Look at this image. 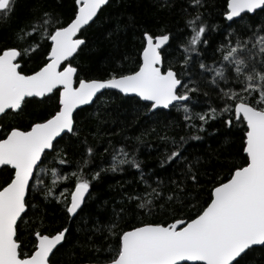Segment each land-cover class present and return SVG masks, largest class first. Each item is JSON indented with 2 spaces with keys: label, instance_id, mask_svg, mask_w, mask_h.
Wrapping results in <instances>:
<instances>
[{
  "label": "snow or ice",
  "instance_id": "obj_1",
  "mask_svg": "<svg viewBox=\"0 0 264 264\" xmlns=\"http://www.w3.org/2000/svg\"><path fill=\"white\" fill-rule=\"evenodd\" d=\"M191 2L201 7L204 0ZM16 3L17 0H0V19L10 18ZM109 4L110 0H75L73 18L66 23L44 11L16 35L18 44H23L26 37L36 36L38 40L27 47L0 48V120L12 116L15 121L14 126L7 127L0 123V264H57L63 255L70 228L53 229L44 220L43 210L37 215V194L45 201L62 205L71 221L83 215L87 200L92 198L93 183L100 181L101 173L123 171L121 166L126 164L141 168L123 148L119 155H113L109 168L99 171L85 173L90 162L86 159L78 164V172L62 177L64 181L74 178V189L65 188L57 195V182L47 185L41 174L49 171L44 166L49 156L55 154L60 164L68 163L64 157L71 147L69 141L80 134L78 109L82 112L83 106L103 102L106 90H117L145 114L155 116L164 109L182 107L184 119L193 118L188 103L200 87L188 69L193 63L192 54L200 57V48L209 45L210 34L201 14L187 22L192 35L181 45L184 59L179 71L169 59L172 34L163 29L160 34L145 30L140 62L134 70L110 73L104 79L91 78L79 65L74 66V61L83 51L82 46L87 47L82 30L98 23L99 14ZM257 10L264 14V0H227L222 15L237 27L228 33L227 43L215 50L220 53L219 60L214 52L212 65L199 62L201 75L211 73L207 82L222 101V106H209L207 111L196 114L203 122L199 131L205 130L204 124L218 119L229 128L240 126L245 133L244 155L239 158L242 162L226 165L227 178L215 173L208 199L197 206L192 201H198V196L186 192L184 183L201 184L200 161H189L184 155L185 137H164L171 139L173 148L165 153L161 167L183 161L185 168L184 180L171 181L175 192L166 197L165 203H180L177 211L181 213L185 208L197 211L170 223L140 219L123 222V215L116 214L103 226L113 243L107 246L109 258L102 264H251L257 246L264 249V24L253 27L245 23V18L250 20V14ZM42 42H47L46 50L41 48ZM32 53L42 55L44 60L37 69L26 72V58H32ZM52 100L56 101L55 109L43 111L39 119L28 116L30 105H47ZM87 152L91 157L93 149L89 147ZM51 171L59 175L55 169ZM144 183L147 185L146 180ZM162 184L158 181L147 194L151 198L136 195L128 199L140 201L137 207L151 214L154 201L161 197Z\"/></svg>",
  "mask_w": 264,
  "mask_h": 264
},
{
  "label": "trees",
  "instance_id": "obj_2",
  "mask_svg": "<svg viewBox=\"0 0 264 264\" xmlns=\"http://www.w3.org/2000/svg\"><path fill=\"white\" fill-rule=\"evenodd\" d=\"M226 4L227 0H204L201 7H197L191 0H110V4L99 14L98 23L82 31L87 47L82 46L83 51L77 54L74 66L79 65L91 78L104 79L110 73L124 74L137 67L143 48L142 33L145 30L160 34L163 29L172 34L171 47L168 48L169 59L174 63L175 70L179 71L184 59L181 45L192 35L188 20L200 13L210 28L209 45L200 48V57L192 54L193 63L188 69L191 79L197 81L200 87V92L193 93V99L188 103L192 120L184 119L182 107L179 110L175 107L164 109L155 116L145 114L144 110H137L138 106L116 91H106L103 102H94L84 107L82 112L78 110L80 134L79 138L73 137L69 141L71 147L67 149V157H64L68 163L60 164V158H54V154L49 156L44 165L49 170L45 172L44 181L47 185L57 182V195L65 188L74 189V178L64 181L62 177L78 172V164L86 159L90 162L84 169L85 173L99 171L100 168H109L113 163V155H119L123 148L128 153V158L134 156L141 168L136 169L126 164L121 166L123 171L101 173L100 181L93 183L92 198L87 200L83 215L71 221L66 218L62 205L55 201H45L42 195L37 194L34 201L38 205L37 215L43 210L44 220L53 229L60 226L70 228L69 243L63 250V255L58 257L57 264L102 263L107 260L109 253L106 248L113 241L107 238L103 226L114 219L116 214L123 215V222L140 219L144 222L170 223L181 215L186 218L196 213V208H185L181 213L177 211L181 207L180 203H165L166 197L175 192V185L171 181L184 180L185 168L183 161L161 167L160 162L165 153L173 148L171 139L164 137L177 140L181 136L185 137L184 155L189 161H200L198 167L202 173L201 184L195 186L187 181L184 183L186 192L198 196V201H192L197 206L208 199L215 173L227 178L226 165L242 162L239 158L244 155L242 140L245 133L241 127L229 128L222 119H218L204 124L205 130L199 131L203 122L196 115L207 111L209 106H222L219 93L207 82L211 79V73L201 75L203 70L199 68V62L212 65L214 52L215 59L219 60L220 53L215 50L221 43H227L228 33L237 27L222 15ZM75 7V0H17L12 16L0 19V48L27 47L28 43L38 40L39 37H26L23 44H18L16 35L21 28H26L32 21L39 19L44 11L54 13L65 23L69 22L73 18ZM250 15L251 19L246 17L245 23H250L253 27L264 24V14L260 11ZM46 44L47 42H42L41 48L46 50ZM43 60L42 55L32 53V58H26L25 71L37 69ZM193 86L196 85L189 84V87ZM205 92L208 93L207 96L204 95ZM252 101L255 102V97ZM55 107V100L47 105L33 104L28 109V116L39 119L43 111H51ZM0 123L6 127L15 125L12 116L4 117ZM196 135L202 138H190ZM89 147L93 149L91 157L87 152ZM52 169L59 175H54ZM141 172L144 180H141ZM158 181H163L159 188L161 197L154 201L151 214L146 209L137 207L140 201L128 199L136 195L144 196L145 199L151 198L147 194L157 187ZM2 182L3 177H0V183ZM179 194L176 192V195ZM97 228L100 231H96ZM251 264H264V249L257 246L252 254Z\"/></svg>",
  "mask_w": 264,
  "mask_h": 264
},
{
  "label": "water",
  "instance_id": "obj_3",
  "mask_svg": "<svg viewBox=\"0 0 264 264\" xmlns=\"http://www.w3.org/2000/svg\"><path fill=\"white\" fill-rule=\"evenodd\" d=\"M257 11H259V10H257ZM83 31V30H82ZM106 91H116L117 92V90H106ZM89 106V105H88ZM84 107H86V106H83V108ZM170 109V108H169ZM79 110V109H78ZM77 110V111H78ZM165 110H168V109H165ZM79 264H102V263H97V262H88V263H79Z\"/></svg>",
  "mask_w": 264,
  "mask_h": 264
},
{
  "label": "rangeland",
  "instance_id": "obj_4",
  "mask_svg": "<svg viewBox=\"0 0 264 264\" xmlns=\"http://www.w3.org/2000/svg\"><path fill=\"white\" fill-rule=\"evenodd\" d=\"M41 175L43 176V178H45L46 173H42Z\"/></svg>",
  "mask_w": 264,
  "mask_h": 264
}]
</instances>
